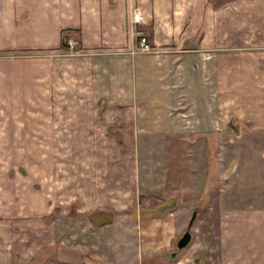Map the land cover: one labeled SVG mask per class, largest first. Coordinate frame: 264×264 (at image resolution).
I'll use <instances>...</instances> for the list:
<instances>
[{"label": "crops", "instance_id": "crops-1", "mask_svg": "<svg viewBox=\"0 0 264 264\" xmlns=\"http://www.w3.org/2000/svg\"><path fill=\"white\" fill-rule=\"evenodd\" d=\"M136 7L153 52L138 51ZM65 29L73 41L67 50L59 48ZM235 125L264 133V0H0V264H37L48 252L65 263L72 253L116 254L123 232L117 227L128 222L134 188L151 179L149 167L141 170V145L150 144L149 158L161 153L158 184L175 173L193 193L195 145L218 142ZM27 142L45 143L48 157L54 144L63 152L76 147L78 200L55 202L36 190L16 198L20 180L5 174L19 163L7 161L27 151L16 145ZM177 159L190 168L172 173ZM129 160L127 177L119 176ZM61 171L57 190L71 181ZM56 182L52 176L47 183ZM119 192L129 194L123 208L115 204ZM73 204V218L86 222L77 231ZM96 209L114 210V221L94 228ZM153 210L137 214L162 220L168 236L171 214ZM216 218L208 264H264V208L223 207ZM107 232L113 244L100 250L97 239ZM88 261L94 263H81L99 264Z\"/></svg>", "mask_w": 264, "mask_h": 264}, {"label": "rangeland", "instance_id": "rangeland-1", "mask_svg": "<svg viewBox=\"0 0 264 264\" xmlns=\"http://www.w3.org/2000/svg\"><path fill=\"white\" fill-rule=\"evenodd\" d=\"M153 51L154 49L150 52ZM232 122L234 123V121ZM226 134L225 139L221 138L220 141L212 144H194L196 148L193 152V166L194 164L196 165L194 167L196 168L197 177L196 175L191 177L194 180L193 193H189L187 189L185 191L182 189L184 188V182L180 181L179 175L175 173L170 176L171 179L166 184H158V181H162L159 174V167L162 165V160H160L161 153H154L153 157L149 158V152L146 147L150 144H147L146 147L141 145V170L145 171L144 168L149 167L151 172L148 173L150 175L148 177L151 179L145 182L146 190L138 187L134 188L131 201L126 199V196H129L128 193L126 195L124 192L122 195L119 192L121 200H118L115 204H121V208H123L126 202L129 201L131 209L128 212L127 224L120 222V226L117 227L123 231L121 236H118L115 240V244L118 246L115 251L117 253L80 254V256L72 253L69 256V263L61 262L59 257L62 256L56 255L55 252L41 255L39 253L36 259L37 264H45V261H47L46 264L94 263L88 261V259L95 260L99 264H208L206 251L209 250L208 244L211 243L215 229H218V225L215 224L217 222L216 217L222 213L223 207L229 212L264 208V133L255 135L248 130L242 131V128L235 125V129L226 130ZM16 145H20L24 151L27 150L24 153L22 151L23 154H27V157L22 156V153L17 151L13 161L12 159L7 161V166L11 163H19V165L15 166V170L11 169L9 175L7 171V174H5V177L11 182H17V178L20 180L15 184L16 198H19V193H21V198L24 199L23 196H28L31 190H36L43 194V198H53L55 202H61L64 199L78 200L77 170L79 161L77 160L79 157L76 147H74L75 150L68 148L63 152V147L58 145L59 149H57L56 144H54L53 157H48L45 143L29 144L27 142ZM122 145L124 146L123 143ZM31 146V154H29ZM132 149L137 150L136 143L133 144ZM20 155L22 156L21 158ZM57 156L59 157L57 158ZM157 157L159 158V164L152 161V158L158 161ZM187 161L186 159H177L173 163L171 160V166L169 165L168 168L172 173L178 171L179 166L181 169H185L187 165L190 168V164ZM131 166L130 160L127 165L122 164L118 170L119 176L127 177L126 173L130 172ZM62 168L64 169L62 179L66 180V182L68 179H71V181L69 186L64 183L65 190H57L61 183H57L56 178L62 176ZM16 171L17 174H15ZM58 171L60 172L58 174L59 177L57 176ZM52 176L56 183L52 184L51 187L48 183L49 181L51 182ZM174 178L176 181H174ZM48 179L50 180L48 181ZM196 187L197 190H194ZM210 190L212 192L209 193ZM167 195L174 196L176 199L180 198V200L178 199L177 203L176 201L167 203L166 200L169 198V196L167 198ZM217 195L220 196L216 197ZM75 205L73 204L69 217L72 229L77 231L81 230V227L86 225V222L83 219L76 221L73 218L77 213ZM213 205L217 207L215 208ZM140 209H159V212L168 211L167 214H171L172 217L169 235H165V230L160 222L162 220L157 222L153 220L157 217L152 218L151 215H148L140 218L137 214V210ZM213 209L215 210L214 212L212 211ZM58 210H60V207ZM102 210L107 209H96L94 212ZM134 211L135 214L133 213ZM194 212H197V215L190 227L193 234L192 241L185 248L178 249V239L189 228ZM120 217L118 216V218ZM107 234L97 239L98 246H101L100 250L113 244V240L109 238V232ZM93 239L83 238V242L90 243L93 242ZM70 240L72 241V239ZM174 252H176V255H173Z\"/></svg>", "mask_w": 264, "mask_h": 264}, {"label": "built area", "instance_id": "built-area-1", "mask_svg": "<svg viewBox=\"0 0 264 264\" xmlns=\"http://www.w3.org/2000/svg\"><path fill=\"white\" fill-rule=\"evenodd\" d=\"M145 23L143 12L136 7L132 10L131 26L133 34L137 38V48L141 52H150L154 49L152 42L146 33L142 31V26ZM68 46H73L72 38L69 36Z\"/></svg>", "mask_w": 264, "mask_h": 264}, {"label": "trees", "instance_id": "trees-1", "mask_svg": "<svg viewBox=\"0 0 264 264\" xmlns=\"http://www.w3.org/2000/svg\"><path fill=\"white\" fill-rule=\"evenodd\" d=\"M71 31V29H65L62 31L61 35V44H60V49L67 50L69 48L68 46V41H69V34L68 32ZM232 127V126H230ZM119 140L121 139L120 135L118 134ZM172 200V199H171ZM155 213H154V212ZM153 211H150L152 214H159V209H155ZM115 219V212L110 211V210H102V211H97L93 212L91 214V220H92V226L94 228H97L101 225L109 224L113 222Z\"/></svg>", "mask_w": 264, "mask_h": 264}, {"label": "water", "instance_id": "water-1", "mask_svg": "<svg viewBox=\"0 0 264 264\" xmlns=\"http://www.w3.org/2000/svg\"><path fill=\"white\" fill-rule=\"evenodd\" d=\"M232 121H233V118L230 120L229 126H233ZM196 215H197V212H194L192 215V218L190 220V223H189V228H187L185 230V232L183 233V235L178 239V242H177L178 249L185 248L192 241L193 234H192L190 227L193 224V221H194ZM173 255H176V252H174Z\"/></svg>", "mask_w": 264, "mask_h": 264}, {"label": "flooded vegetation", "instance_id": "flooded-vegetation-1", "mask_svg": "<svg viewBox=\"0 0 264 264\" xmlns=\"http://www.w3.org/2000/svg\"><path fill=\"white\" fill-rule=\"evenodd\" d=\"M185 232V231H184Z\"/></svg>", "mask_w": 264, "mask_h": 264}]
</instances>
